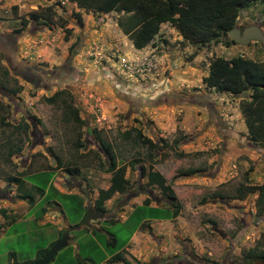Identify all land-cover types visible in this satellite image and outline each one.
Segmentation results:
<instances>
[{"label": "rangeland", "instance_id": "374dc122", "mask_svg": "<svg viewBox=\"0 0 264 264\" xmlns=\"http://www.w3.org/2000/svg\"><path fill=\"white\" fill-rule=\"evenodd\" d=\"M50 5L67 20L65 40L55 17L52 23L20 25L29 12ZM71 13H79L80 22ZM121 18L116 12L78 9L68 0H0V205L24 199L25 184L33 186L27 177L44 170L53 173L56 190L83 193L76 201L84 206L108 187L109 164L123 168L128 181L124 193L103 203L116 221L95 223L99 230L74 228L83 212L77 202L68 204L46 189L56 201L44 204L31 188L25 220L11 224L6 232L13 235L0 239V264H12L11 253L14 263L33 260L37 248L57 237L51 235L54 228L66 226L74 228L71 239L48 264H97L117 250L106 241L114 236L121 248L133 230L113 264H241L248 254L255 258L264 251V211L255 205L256 192L242 200L232 196L238 185H264V145L247 140L240 107L245 95L217 92L202 79L215 58L264 61V46H240L226 34L194 42L166 22L144 48L135 50L117 26ZM261 22L264 3L256 2L239 11L236 27L259 24L264 35ZM12 66H20L24 76L13 74ZM74 110L83 123L71 118ZM133 128L154 143L152 159L151 149L134 139ZM139 165L158 172L170 187L180 205L175 219H144L155 213L167 216L164 210L146 208L130 216L145 198L150 206H163L154 203L159 190L138 176ZM66 167L77 172L69 174ZM214 192L224 200H210ZM202 200L223 217L193 209ZM43 206L53 222L49 225L37 222ZM208 220L220 232L209 231Z\"/></svg>", "mask_w": 264, "mask_h": 264}, {"label": "trees", "instance_id": "16d2710c", "mask_svg": "<svg viewBox=\"0 0 264 264\" xmlns=\"http://www.w3.org/2000/svg\"><path fill=\"white\" fill-rule=\"evenodd\" d=\"M73 3L78 9L84 11H98L103 14L110 12L120 13L121 20L117 22V26L124 36L129 39L132 47L135 50H141L144 48L157 34L160 25L168 22L173 23L179 32L187 39L194 42H210L216 41L222 34H227L237 22L239 11L248 7L249 5L260 2L264 3V0H68ZM76 21L80 22L79 13H71ZM55 17L57 26L64 29V40L67 39L70 30L65 28L67 24L66 18L61 14H56L52 6H46L43 10H33L28 13L27 18L20 20L21 27H25L29 22L37 23L42 20L43 22H51ZM261 25H264L261 22ZM4 58V57H3ZM5 60V59H4ZM9 65V63H8ZM207 75L202 79L204 85L209 88H213L217 92H228L233 95L243 94L245 98L241 102V110L243 113V123L246 129L247 140L253 145H264V61L256 62L250 59L234 56L228 60L222 58H215L208 64ZM13 74L14 71L11 69ZM46 101L51 103L52 98H46ZM69 112V110H68ZM71 118L77 122L78 117L76 111H70ZM82 122V121H81ZM83 123V122H82ZM134 139L141 145L151 149L148 156L152 159L155 145L148 139L144 138L140 130L133 128ZM102 154L105 156L106 161L109 160L107 145L101 146ZM57 161V165H59ZM60 169V166H58ZM138 176L145 177L146 186L156 187L165 202L163 206H149V200L145 198L140 205H136L130 212V216H133L141 208H146L149 212L152 211H166V217H159L155 215H147L144 219L150 218L152 220L158 219H172L178 216L180 205L174 202V195L170 187L165 184L162 176L152 171L150 168L145 169L142 165L138 166ZM69 174H75L77 172L76 167L64 168ZM105 172L109 173V182L106 189H99L97 195L91 204L94 211L105 213L103 203L108 200L112 194H122L126 191L128 185L127 179L123 177V168L116 167L114 163L108 165ZM189 171L179 172V176H185ZM53 173L48 170H44L38 173L29 175L27 178L33 183L32 189L43 198L45 203H53L56 201V197L46 193L48 191L56 192L60 195V198L67 200L68 204L73 203L83 209L82 214L77 217L75 226L82 223L83 218L87 211V206L83 205L80 201H76V198L83 196V193L70 194L59 193L51 184ZM12 181L20 184L18 178H13ZM19 189V187H18ZM235 194L232 199L242 200L247 194L256 192L255 205L258 208V212L264 211V185L252 186L238 185L235 189ZM22 198H27L28 203L32 202V197L28 192L22 194ZM85 195V194H84ZM222 198L219 194H210V198ZM81 198V199H82ZM231 199V198H230ZM202 200L197 204L195 208L198 212L205 214L208 212L217 213L223 217V213H219L216 208L205 205ZM44 212V209L41 210ZM3 212V210H1ZM260 213V212H259ZM141 219V221L144 219ZM128 219V218H127ZM107 221L113 223L116 219H108ZM148 222V221H146ZM145 223L142 222L139 226L141 228ZM70 226V225H69ZM134 230L132 231V233ZM132 233L126 240V244L129 241ZM61 230L58 231L55 240L50 242L45 248L36 250L33 260L27 261L24 264H30L35 260H38L43 253L60 237ZM106 244L111 245L114 253H111L108 257L102 256L97 264H113L118 261L120 255L118 254L126 246L118 248V242L116 237H111ZM248 260L241 264H255L254 260L264 261V251L257 253L255 258H252L248 254ZM251 261V263H249ZM18 264V263H15ZM264 264V263H263Z\"/></svg>", "mask_w": 264, "mask_h": 264}, {"label": "water", "instance_id": "95a60500", "mask_svg": "<svg viewBox=\"0 0 264 264\" xmlns=\"http://www.w3.org/2000/svg\"><path fill=\"white\" fill-rule=\"evenodd\" d=\"M226 35L233 43L240 46L247 45L249 42H258L261 46H264V35L262 34V28L259 25H250L244 27L242 30H239L237 27H233ZM6 64L9 66L8 63ZM103 219L104 217L101 212L94 211L92 206H87V211L82 221V227L91 228L92 222ZM69 231L70 227H63L60 237L43 253L38 260H35L30 264H48L51 262L56 253L67 246ZM249 263H251V261ZM254 263L263 264L264 261L254 260Z\"/></svg>", "mask_w": 264, "mask_h": 264}, {"label": "crops", "instance_id": "0c3cea01", "mask_svg": "<svg viewBox=\"0 0 264 264\" xmlns=\"http://www.w3.org/2000/svg\"><path fill=\"white\" fill-rule=\"evenodd\" d=\"M24 184H25V182H24ZM26 186H27V189H28V191H26V190H24L25 192H30V189L33 187L31 184V186H28L27 184H25ZM25 189V188H24ZM59 193H63V192H60L59 190H57ZM64 194V193H63ZM40 200H42L43 198L42 197H40L39 198ZM38 199V200H39ZM28 199L27 198H24V199H20V200H17V201H15V202H13V203H9V204H1L0 205V208L2 207L3 209H1V210H3V212H0V239L1 238H3V237H7V238H9V237H11L13 234H12V232L11 233H8V232H6V231H8L9 230V228H10V225L11 224H14L15 222H17V221H21V220H25V216L24 215H27V213H28V210L31 208V204L30 203H28V201H27ZM37 200V201H38ZM25 201V202H24ZM32 203V202H31ZM44 204H48V203H44ZM57 204V203H56ZM58 206H59V204H57ZM140 205V204H139ZM150 206V205H149ZM6 209V210H5ZM42 209H44V212H42V215H41V217H39V218H37L38 220H37V222H41L40 223V225H49L50 223H53L52 221H50V217L47 215V213H48V211L46 210V207L45 206H43L41 209H40V211L42 210ZM131 211V210H130ZM9 216H11L10 217V219L8 218ZM125 218V217H124ZM170 220H172V219H170ZM152 221H154V222H161L160 220H152ZM94 227H96V228H98V226L96 225V224H94ZM61 228H54V232H51V235H54V236H56V234L58 233V231L60 230ZM134 232H136V231H134ZM134 233H132V235H133ZM131 235V236H132ZM131 238V237H130ZM56 238H54V239H52V240H50V242H52L53 240H55ZM70 237H69V240H68V242H67V245H68V243H69V241H70ZM49 242V243H50ZM48 243V244H49ZM43 248H45V247H43ZM38 249H40V248H37L36 250H38ZM35 253H36V251H35ZM10 254V253H9ZM9 257L11 258V260H12V264H15L14 262H13V257H14V254L13 253H11L10 255H9Z\"/></svg>", "mask_w": 264, "mask_h": 264}, {"label": "flooded vegetation", "instance_id": "af4514ba", "mask_svg": "<svg viewBox=\"0 0 264 264\" xmlns=\"http://www.w3.org/2000/svg\"><path fill=\"white\" fill-rule=\"evenodd\" d=\"M237 23V22H236ZM255 25H259V24H255ZM234 27H236V25L234 26ZM237 27L239 28V25H237ZM243 28H239V30H242ZM1 37L2 36H0V39H1ZM11 66V65H10ZM11 69H13V71H14V73L15 74H17V75H20V77H22V76H24V71L21 69V67L19 66L18 68H16L15 66H12L11 67ZM144 192H146L145 190H144ZM146 193H150L149 191L148 192H146ZM215 193V192H214ZM213 194V193H212ZM215 194H219V193H215ZM219 195H221V194H219ZM210 200H216V201H219V200H224L223 198H218V197H216V198H210ZM165 202V200L163 199V197L162 196H160V197H156V196H154V203L155 204H163ZM174 202H176L177 203V201L174 199ZM155 206H158V205H155ZM119 210V209H118ZM102 214H103V217H104V219L103 220H96V221H94V222H92L91 223V225H92V227L91 228H85L84 229V227H82V223L80 224V225H78V226H76V228L78 229H83V230H92V229H95V230H99L98 228H96V227H94V224L95 223H97V222H103V221H107L108 219H110L111 217V215H108L107 214V212H105V213H103V212H101ZM208 214H213L214 215V213H211V212H208V213H205V214H203V215H208ZM177 217V216H176ZM175 217V218H176ZM175 218H172V220L173 219H175ZM220 218V217H219ZM222 219V218H221ZM238 222L240 221L239 219L237 220ZM210 226H209V231H212V232H220V230L215 226V223L214 222H212L211 220H208V222H207ZM63 228V227H62ZM75 228V227H74ZM74 228H70V231L72 230V229H74ZM60 230H62V229H60ZM69 231V232H70ZM182 251H184V250H182ZM153 262H154V259H153ZM254 262V261H253ZM242 263H244V261H242Z\"/></svg>", "mask_w": 264, "mask_h": 264}]
</instances>
